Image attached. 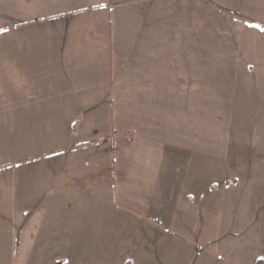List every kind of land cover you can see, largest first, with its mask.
I'll return each mask as SVG.
<instances>
[{
  "label": "crops",
  "instance_id": "0c3cea01",
  "mask_svg": "<svg viewBox=\"0 0 264 264\" xmlns=\"http://www.w3.org/2000/svg\"><path fill=\"white\" fill-rule=\"evenodd\" d=\"M264 259V0H0V264Z\"/></svg>",
  "mask_w": 264,
  "mask_h": 264
},
{
  "label": "trees",
  "instance_id": "16d2710c",
  "mask_svg": "<svg viewBox=\"0 0 264 264\" xmlns=\"http://www.w3.org/2000/svg\"><path fill=\"white\" fill-rule=\"evenodd\" d=\"M26 1H33V0H26ZM128 264H131V263H128ZM256 264H264V259L260 258L258 259L257 263Z\"/></svg>",
  "mask_w": 264,
  "mask_h": 264
}]
</instances>
